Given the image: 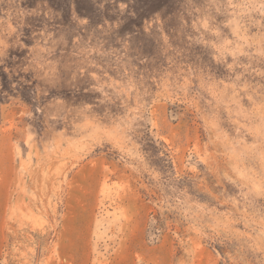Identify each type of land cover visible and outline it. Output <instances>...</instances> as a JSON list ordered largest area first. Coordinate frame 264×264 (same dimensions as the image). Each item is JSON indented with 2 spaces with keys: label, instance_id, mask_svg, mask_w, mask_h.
Instances as JSON below:
<instances>
[{
  "label": "rangeland",
  "instance_id": "374dc122",
  "mask_svg": "<svg viewBox=\"0 0 264 264\" xmlns=\"http://www.w3.org/2000/svg\"><path fill=\"white\" fill-rule=\"evenodd\" d=\"M0 264H264V0H0Z\"/></svg>",
  "mask_w": 264,
  "mask_h": 264
}]
</instances>
